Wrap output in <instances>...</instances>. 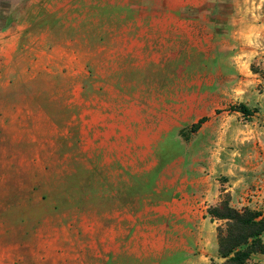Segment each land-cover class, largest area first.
<instances>
[{"label": "rangeland", "instance_id": "obj_1", "mask_svg": "<svg viewBox=\"0 0 264 264\" xmlns=\"http://www.w3.org/2000/svg\"><path fill=\"white\" fill-rule=\"evenodd\" d=\"M174 15L225 36L155 67L97 58L106 29ZM206 176L209 207L264 213V0H0V264H223L224 221L180 228Z\"/></svg>", "mask_w": 264, "mask_h": 264}, {"label": "crops", "instance_id": "obj_2", "mask_svg": "<svg viewBox=\"0 0 264 264\" xmlns=\"http://www.w3.org/2000/svg\"><path fill=\"white\" fill-rule=\"evenodd\" d=\"M194 3H200V0H190ZM203 3V0H202ZM221 19V18H220ZM152 21H160L161 19H151ZM142 19H139L137 27L132 29L122 28H108L99 34L97 37H105V40L97 39V44L92 47L99 58L100 53H105L107 60L114 61L115 59L128 60L130 62L143 63L144 67H155L161 61L179 62L180 52L184 50L185 46L210 44L215 32L218 29L208 28H183L181 25H186L187 19H182L179 16H171V18L164 19L169 21L166 24L169 27L158 28L155 27L143 28L141 27ZM192 21V20H190ZM174 25L175 27H170ZM215 31V32H214ZM219 34L225 36V31L218 30ZM214 32V33H213ZM10 47H14V40H9ZM157 139H154V142ZM156 143V142H155ZM219 182L210 176L196 179L194 191L189 192L188 186L183 190H179L180 195L185 198L183 207L180 211L186 217V221L182 222L180 228L191 229L195 226V215L201 213V219L205 221L207 208L210 204L217 203L220 196L224 193L220 191ZM179 192H176L179 193Z\"/></svg>", "mask_w": 264, "mask_h": 264}, {"label": "trees", "instance_id": "obj_3", "mask_svg": "<svg viewBox=\"0 0 264 264\" xmlns=\"http://www.w3.org/2000/svg\"><path fill=\"white\" fill-rule=\"evenodd\" d=\"M237 109L246 117L256 113L242 104ZM206 121L207 118H201L191 126V131L198 132ZM207 214L212 221L225 222L224 226L218 227L219 254L224 259L223 264H248L252 256L264 255V213L250 208L238 210L224 200L209 207Z\"/></svg>", "mask_w": 264, "mask_h": 264}]
</instances>
